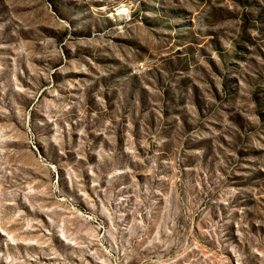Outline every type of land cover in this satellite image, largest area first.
<instances>
[{
  "label": "rangeland",
  "instance_id": "1",
  "mask_svg": "<svg viewBox=\"0 0 264 264\" xmlns=\"http://www.w3.org/2000/svg\"><path fill=\"white\" fill-rule=\"evenodd\" d=\"M0 264H264V0H0Z\"/></svg>",
  "mask_w": 264,
  "mask_h": 264
}]
</instances>
